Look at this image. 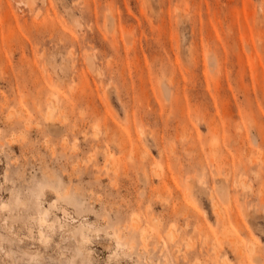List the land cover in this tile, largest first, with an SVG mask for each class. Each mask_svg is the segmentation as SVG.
I'll use <instances>...</instances> for the list:
<instances>
[{
  "label": "rangeland",
  "instance_id": "374dc122",
  "mask_svg": "<svg viewBox=\"0 0 264 264\" xmlns=\"http://www.w3.org/2000/svg\"><path fill=\"white\" fill-rule=\"evenodd\" d=\"M0 264H264V0H0Z\"/></svg>",
  "mask_w": 264,
  "mask_h": 264
},
{
  "label": "bare ground",
  "instance_id": "6f19581e",
  "mask_svg": "<svg viewBox=\"0 0 264 264\" xmlns=\"http://www.w3.org/2000/svg\"><path fill=\"white\" fill-rule=\"evenodd\" d=\"M65 210V209H64ZM66 211V210H65ZM65 211H63L64 213H65ZM47 214V213H46ZM69 216H70V214H69ZM74 217V216H73ZM74 219H76V218H74ZM117 239H119L120 240V237H119V235H118V233L116 234V236H115ZM80 240L81 241H86V234L85 233H81L80 234ZM45 242H47V241H45ZM49 242V241H48ZM43 244V243H42Z\"/></svg>",
  "mask_w": 264,
  "mask_h": 264
}]
</instances>
